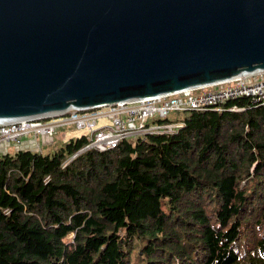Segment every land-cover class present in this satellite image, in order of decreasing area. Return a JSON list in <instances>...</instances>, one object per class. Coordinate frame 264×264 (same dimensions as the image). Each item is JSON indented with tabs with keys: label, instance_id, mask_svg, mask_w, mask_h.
<instances>
[{
	"label": "trees",
	"instance_id": "1",
	"mask_svg": "<svg viewBox=\"0 0 264 264\" xmlns=\"http://www.w3.org/2000/svg\"><path fill=\"white\" fill-rule=\"evenodd\" d=\"M163 122L104 152L0 154V264H264V102Z\"/></svg>",
	"mask_w": 264,
	"mask_h": 264
},
{
	"label": "water",
	"instance_id": "2",
	"mask_svg": "<svg viewBox=\"0 0 264 264\" xmlns=\"http://www.w3.org/2000/svg\"><path fill=\"white\" fill-rule=\"evenodd\" d=\"M264 72V0H0V123Z\"/></svg>",
	"mask_w": 264,
	"mask_h": 264
},
{
	"label": "built area",
	"instance_id": "3",
	"mask_svg": "<svg viewBox=\"0 0 264 264\" xmlns=\"http://www.w3.org/2000/svg\"><path fill=\"white\" fill-rule=\"evenodd\" d=\"M261 74L245 73L211 86L94 109H70L62 116L45 120L1 122L0 154L8 145L20 147L27 136L53 138L61 128L68 126L87 132L89 144L84 150L99 152L113 149L124 140L136 141L149 135L171 133L179 124L163 121L174 113L221 110L226 102L242 97L250 99L252 105L264 102V77H259ZM104 119L107 123L98 127L99 120Z\"/></svg>",
	"mask_w": 264,
	"mask_h": 264
},
{
	"label": "crops",
	"instance_id": "4",
	"mask_svg": "<svg viewBox=\"0 0 264 264\" xmlns=\"http://www.w3.org/2000/svg\"><path fill=\"white\" fill-rule=\"evenodd\" d=\"M29 136L23 138L21 144H20V147L18 148H23L24 150L22 151H29V150H35L36 152H41L43 153V148L45 149V152L46 151H50L51 149H53V147H55L56 145V142L58 143H64L63 140L65 138V134L64 133H61V132H57L55 134V136L53 138H46V137H41V138H44L42 139L41 141H38V138H34L33 136H30L31 138H28ZM20 150V149H18ZM3 151L4 152H9L10 151V148L9 147H3L1 152ZM11 151H17L16 149H13ZM33 152V151H31ZM1 153V154H3Z\"/></svg>",
	"mask_w": 264,
	"mask_h": 264
},
{
	"label": "rangeland",
	"instance_id": "5",
	"mask_svg": "<svg viewBox=\"0 0 264 264\" xmlns=\"http://www.w3.org/2000/svg\"><path fill=\"white\" fill-rule=\"evenodd\" d=\"M261 73H262V74L259 75V77H260V76H263V77H264V72H261ZM256 75H257V74H256ZM105 123H107V121H106L105 119H104V120H99V122H98V127L104 125ZM59 132L65 134V138H64L63 142H67V141H69L70 139H74V138H77V137H80V136H82V135H86V134H87L86 131H84V130H81V131L76 130L73 126H68V127H66V128H61V129L59 130ZM28 138H31V137L29 136ZM42 139H44V138L39 137V138H38V141H41ZM61 144H62V142H61V143L56 142V146H60ZM7 147L10 148V151H9V152H13V151H11V150H13V149H16L17 151H18V149H20V150H24L23 148H17V147H14V146H12V145H8ZM29 151L36 152L35 150H29ZM43 151H44V153L47 152V151L45 152V149H44V148H43ZM132 263H133V264H136V261H135V257H134V256L132 257Z\"/></svg>",
	"mask_w": 264,
	"mask_h": 264
},
{
	"label": "bare ground",
	"instance_id": "6",
	"mask_svg": "<svg viewBox=\"0 0 264 264\" xmlns=\"http://www.w3.org/2000/svg\"><path fill=\"white\" fill-rule=\"evenodd\" d=\"M259 73H261V72H259Z\"/></svg>",
	"mask_w": 264,
	"mask_h": 264
}]
</instances>
